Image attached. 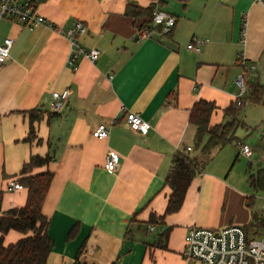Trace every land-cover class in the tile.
Listing matches in <instances>:
<instances>
[{"label":"crops","instance_id":"1","mask_svg":"<svg viewBox=\"0 0 264 264\" xmlns=\"http://www.w3.org/2000/svg\"><path fill=\"white\" fill-rule=\"evenodd\" d=\"M149 7L176 17L169 34L139 35L151 22L126 12ZM39 12L61 27L82 21L88 31L79 44L100 51L96 61L80 56L71 68L68 39L44 26L31 30L1 19L0 44L8 37L14 42L0 67V214L25 205L27 189L9 191L7 184L19 180L30 156L51 154L48 166L31 172L53 173L42 208L53 240L47 264H201L182 257L191 227L241 225L255 236L247 173L264 168V129L255 136L257 147L243 144L235 130L237 143L252 155L235 149L227 168V161L213 159L228 144L215 149L173 213H166V178L177 151L193 152L190 113L197 100L216 103L211 124L226 122L224 109L237 100V78L245 71L241 59L246 67L256 65L245 79L253 75L264 84V0H40ZM195 37L207 39L200 52L187 49ZM65 89L64 110L51 113L52 93ZM33 110L42 113L34 122L37 139L29 142ZM127 112L152 128L131 130ZM101 123L109 128L105 139L93 136ZM109 152L120 159L114 174L104 167ZM24 236L11 230L4 244Z\"/></svg>","mask_w":264,"mask_h":264},{"label":"trees","instance_id":"2","mask_svg":"<svg viewBox=\"0 0 264 264\" xmlns=\"http://www.w3.org/2000/svg\"><path fill=\"white\" fill-rule=\"evenodd\" d=\"M131 9L127 10L128 15L136 16L141 13L149 22H152L154 8ZM246 88V95L242 97L241 104L235 100L224 109L225 117L229 118L224 123L211 124V116L217 109L214 101L199 99L192 107L190 123L196 128L195 150L200 149L204 157L200 160L187 152L186 148L174 154L166 178L170 189L166 213L176 212L182 207L193 179L196 175L201 174L211 153L215 149L238 140L235 137V130L238 126H245L239 118L243 108L248 104L264 105V84L256 76L252 75L246 79ZM37 113H42V111H30V128L25 138L26 141L37 139L34 127V122L40 119V115ZM51 113L55 112L51 111ZM52 160L53 156L49 153L44 156L36 154L31 155L23 165L18 181L27 189V200L24 206L14 207L0 214V264H47L53 240L48 234L49 220L42 208L53 173L49 170L40 173L31 172L34 168L48 166ZM249 182L254 188L264 189V168H260L256 173H250ZM246 205L249 208L252 207L253 198H249ZM252 215L255 221L252 223L253 225H264V218L259 220L256 213ZM11 230L22 232L26 236L5 245L4 236Z\"/></svg>","mask_w":264,"mask_h":264},{"label":"built area","instance_id":"3","mask_svg":"<svg viewBox=\"0 0 264 264\" xmlns=\"http://www.w3.org/2000/svg\"><path fill=\"white\" fill-rule=\"evenodd\" d=\"M40 0H0V20H15L28 29L44 26L57 34L65 37L73 46L68 58V66L74 68L75 61L82 56L91 62L96 61L100 56L98 49H85L79 44V39L88 31L87 26L80 20L72 21L67 27H61L44 17L39 12ZM177 19L162 10L155 9L151 26L140 30L141 37H151L152 33L158 31L160 34H169L175 27ZM244 32L242 39L244 40ZM207 41L203 38H193L187 45L189 51L200 52L201 46ZM13 39L6 38L0 44V67L10 58ZM240 65L242 73L237 78L239 95L237 103L241 104L242 97L246 94L247 71H255L256 65L246 67L244 59ZM69 89L54 91L52 93L51 111L62 112L69 98ZM127 126L136 132L147 133L152 127L136 112H127L125 115ZM109 135V128L105 123L99 124L93 130V136L98 139H105ZM242 153L247 157L252 155V150L247 145H241ZM187 151L191 148L187 147ZM119 155L109 152L104 167L109 173H115L119 165ZM24 186L16 179H11L7 184L9 191L21 190ZM264 208V204H263ZM182 257L187 262H200L201 264H264V237L253 236L241 225H229L222 228H202L193 226L185 236Z\"/></svg>","mask_w":264,"mask_h":264},{"label":"rangeland","instance_id":"4","mask_svg":"<svg viewBox=\"0 0 264 264\" xmlns=\"http://www.w3.org/2000/svg\"><path fill=\"white\" fill-rule=\"evenodd\" d=\"M4 28H5L4 20H2V21L0 20V33L3 31ZM246 77H247V79H249L248 76H246ZM246 111H248V114L246 113ZM240 117L244 120L247 127L239 126L236 129V136H238V138H240V140L242 141L243 144L246 143L251 147L252 146L257 147L259 145V140H255V136L257 135V133L261 134L262 129H264L262 126L263 125V119H264V107L255 106V105H247L246 107L243 108ZM248 133L252 134V135L250 136L249 141L245 142L244 139ZM253 140L256 141L255 145L252 144ZM195 147L196 146L193 145V147H192L193 152L192 151L190 152L192 155L196 154L194 152ZM235 149H237L238 151H241V145L238 144L237 141L232 142V143L228 144L227 146H225L221 150V153L220 152L216 153L214 156L215 159H213V160L219 161V163H221V164H223L227 161L228 162L227 168H229L230 164L232 165L233 160H234V156H230V154ZM197 151H199V154L201 153L200 149ZM243 156H244V154H243ZM240 160H241V157H240L239 161H237L235 163L234 167H236V168L239 167ZM248 175L250 176V174L247 173V177H248ZM250 189H251V192L255 195V204H254V207L251 209V211H252V213H257L258 219L261 220L264 218V212H263L264 210L262 208V204H263L262 203L263 202L262 197L264 196V189H258V188H254V187L253 188L250 187ZM249 221L255 223V221L253 219V215L251 217H249ZM250 231H251V233H254L255 236L264 237V225H262V224L251 226ZM4 238H5V236H4Z\"/></svg>","mask_w":264,"mask_h":264}]
</instances>
